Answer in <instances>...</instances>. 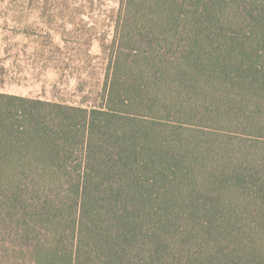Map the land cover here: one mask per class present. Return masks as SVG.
<instances>
[{
  "label": "trees",
  "instance_id": "16d2710c",
  "mask_svg": "<svg viewBox=\"0 0 264 264\" xmlns=\"http://www.w3.org/2000/svg\"><path fill=\"white\" fill-rule=\"evenodd\" d=\"M0 264H264V0H123L97 105L0 91Z\"/></svg>",
  "mask_w": 264,
  "mask_h": 264
},
{
  "label": "rangeland",
  "instance_id": "374dc122",
  "mask_svg": "<svg viewBox=\"0 0 264 264\" xmlns=\"http://www.w3.org/2000/svg\"><path fill=\"white\" fill-rule=\"evenodd\" d=\"M123 0H0V91L100 101Z\"/></svg>",
  "mask_w": 264,
  "mask_h": 264
},
{
  "label": "crops",
  "instance_id": "0c3cea01",
  "mask_svg": "<svg viewBox=\"0 0 264 264\" xmlns=\"http://www.w3.org/2000/svg\"><path fill=\"white\" fill-rule=\"evenodd\" d=\"M2 92V91H1ZM7 93V92H6ZM10 94H14V93H10ZM15 95H22V94H15ZM22 96H26V95H22ZM30 97V96H29Z\"/></svg>",
  "mask_w": 264,
  "mask_h": 264
}]
</instances>
